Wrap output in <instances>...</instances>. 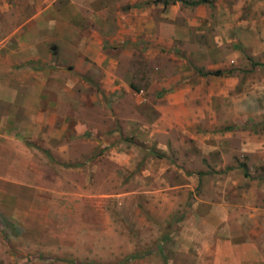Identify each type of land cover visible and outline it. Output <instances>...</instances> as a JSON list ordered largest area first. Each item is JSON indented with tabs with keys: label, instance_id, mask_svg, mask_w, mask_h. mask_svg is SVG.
I'll return each mask as SVG.
<instances>
[{
	"label": "rangeland",
	"instance_id": "rangeland-1",
	"mask_svg": "<svg viewBox=\"0 0 264 264\" xmlns=\"http://www.w3.org/2000/svg\"><path fill=\"white\" fill-rule=\"evenodd\" d=\"M194 1L126 0L123 40L103 47L112 74L94 66L87 89L48 92L50 133L3 122L0 264H211L222 203L236 214L249 190L226 175L264 174V0ZM78 5L0 0V44H78Z\"/></svg>",
	"mask_w": 264,
	"mask_h": 264
},
{
	"label": "crops",
	"instance_id": "crops-1",
	"mask_svg": "<svg viewBox=\"0 0 264 264\" xmlns=\"http://www.w3.org/2000/svg\"><path fill=\"white\" fill-rule=\"evenodd\" d=\"M93 1L98 7L91 8L90 5L86 6L87 0H78V8L72 9L74 16H79L80 20L87 17L89 21V32L86 36H79L78 44H0V132L3 122L9 123L12 119L23 121L30 136L41 130L50 133L54 128L55 113H58L59 109L58 103L47 97L48 92L58 99L71 92L75 93L79 86L87 89L86 84L94 83L91 76L94 66L102 71L103 64L110 65L105 70L112 74L110 69L113 62L104 59L103 47L121 43L124 18L130 11L127 13L122 7L126 0H109V5H99L107 0ZM113 1L116 2L114 7H111ZM134 1L141 3L145 0ZM84 6L89 8L85 9ZM131 11L132 16H135V24L132 26L137 28L140 25L139 17L145 15V11ZM113 17L116 18L115 23L112 21ZM60 22L63 27L59 30L63 34L67 24L63 19ZM112 27L116 28L114 35L111 34ZM66 66L73 67L70 74H67V79L56 78V83L53 84L50 74L54 71L58 73V70H64ZM6 71L10 73L8 78H5L3 73ZM64 128L65 126H62V130ZM262 144H258L260 153H264ZM245 149L255 151L252 146ZM245 180L249 181V190L240 192L236 204L239 212L230 215L226 210L227 203H222L224 215L219 218L222 238L214 243L211 264H264V239L255 233V227L264 232V174L247 177L233 170L226 175L222 185L232 183L236 187ZM230 216L232 220L227 221ZM231 223L235 227L239 226V231H236L235 227L231 229ZM247 225L252 227L251 231L243 230L242 226Z\"/></svg>",
	"mask_w": 264,
	"mask_h": 264
},
{
	"label": "trees",
	"instance_id": "trees-1",
	"mask_svg": "<svg viewBox=\"0 0 264 264\" xmlns=\"http://www.w3.org/2000/svg\"><path fill=\"white\" fill-rule=\"evenodd\" d=\"M153 2L154 3H161L163 6L168 4L167 0H153ZM205 2H206V0H198V1H194V2H189V4L195 6V5L205 3ZM170 3H174V2L172 1ZM182 3L187 4L188 2L182 1ZM207 75L218 76V75H220V73L218 71H216V72H212V73H207ZM244 176H245V172H244Z\"/></svg>",
	"mask_w": 264,
	"mask_h": 264
}]
</instances>
